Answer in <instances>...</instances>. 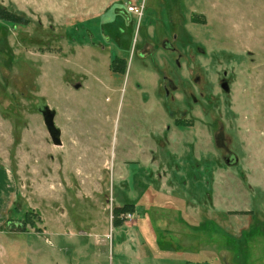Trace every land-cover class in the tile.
<instances>
[{
    "label": "rangeland",
    "instance_id": "374dc122",
    "mask_svg": "<svg viewBox=\"0 0 264 264\" xmlns=\"http://www.w3.org/2000/svg\"><path fill=\"white\" fill-rule=\"evenodd\" d=\"M134 1L0 0V264H264V0Z\"/></svg>",
    "mask_w": 264,
    "mask_h": 264
},
{
    "label": "flooded vegetation",
    "instance_id": "af4514ba",
    "mask_svg": "<svg viewBox=\"0 0 264 264\" xmlns=\"http://www.w3.org/2000/svg\"><path fill=\"white\" fill-rule=\"evenodd\" d=\"M170 19H171V17H170ZM170 19H168V21H167V25L169 27V31H170V29H173V27H172L173 26L172 25L173 23L171 21L172 19L171 20ZM171 35H172V38L171 39L173 40V42H175V40H176L175 35L173 33ZM159 42L160 43L158 44V47H160L161 49H163L165 51L170 52L171 54L176 55V59L174 60V64L179 69L180 68V60L182 59V56L178 53V50L173 46V44H171L170 42H168L165 38L163 39V36L160 37ZM151 48L153 49L154 52L157 49V47H154V46H152ZM161 76H162L161 79L163 81V84L161 85V88L163 89L164 98L166 100L167 99H170L171 101H173V97L170 95V93L172 92L174 94V93L178 92L179 91L178 85L176 84V86H175L168 77L164 76L163 71L161 72ZM190 81H191V84L193 83L195 86H197L199 84V82H200L199 79H197V78L194 79V80L190 79ZM224 87L226 89H224ZM222 89L224 91H227V86L226 85H223L222 86ZM188 91H189V94H188L189 101L188 102H190V103H196L197 100L192 95V93L190 92V90H188ZM186 112H187V110L186 109H183V112L182 113L185 114ZM168 114H169V117H171V118L173 117V114L171 112H169ZM173 122L176 125V127H183L180 124H183L182 122H184V121H180L179 119H174ZM224 163L228 167L234 166V165L237 164V159H236V157L233 154H229L228 153V157L224 159Z\"/></svg>",
    "mask_w": 264,
    "mask_h": 264
},
{
    "label": "crops",
    "instance_id": "0c3cea01",
    "mask_svg": "<svg viewBox=\"0 0 264 264\" xmlns=\"http://www.w3.org/2000/svg\"><path fill=\"white\" fill-rule=\"evenodd\" d=\"M14 185L11 182V178L9 175V172L3 169H0V192H5V194H0V227L3 225V223L6 220L5 213H9L12 208L10 206H13L12 200H13V191ZM11 200V201H10ZM7 202L11 203L9 207L6 209Z\"/></svg>",
    "mask_w": 264,
    "mask_h": 264
},
{
    "label": "trees",
    "instance_id": "16d2710c",
    "mask_svg": "<svg viewBox=\"0 0 264 264\" xmlns=\"http://www.w3.org/2000/svg\"><path fill=\"white\" fill-rule=\"evenodd\" d=\"M0 19L1 20H4V21H7V22H13L14 24H19L22 20L20 18H17L15 15H12L10 13H7V12H3L0 10ZM195 20V19H193ZM194 23L196 24H201L200 22L198 21H194ZM116 63V60H113L112 61V64H111V68H113L114 64ZM182 126V124H180ZM187 126V125H184V127ZM130 212V209H127V206L124 207V208H116L113 210V220H112V227L113 228H119V227H122L123 224H124V221L123 219H120V216H125L126 214H128Z\"/></svg>",
    "mask_w": 264,
    "mask_h": 264
},
{
    "label": "water",
    "instance_id": "95a60500",
    "mask_svg": "<svg viewBox=\"0 0 264 264\" xmlns=\"http://www.w3.org/2000/svg\"><path fill=\"white\" fill-rule=\"evenodd\" d=\"M224 89L226 88L224 87ZM41 114H42L44 126L48 132L52 144L56 147H61L60 131L57 128H55L54 125L55 112L50 111L48 108L45 107L41 111Z\"/></svg>",
    "mask_w": 264,
    "mask_h": 264
},
{
    "label": "built area",
    "instance_id": "2783aa9c",
    "mask_svg": "<svg viewBox=\"0 0 264 264\" xmlns=\"http://www.w3.org/2000/svg\"><path fill=\"white\" fill-rule=\"evenodd\" d=\"M123 1H125V3L129 5L128 7H126V11H125L127 14L134 15L139 19L142 17L143 5L140 8H138L136 7L134 0H123Z\"/></svg>",
    "mask_w": 264,
    "mask_h": 264
}]
</instances>
